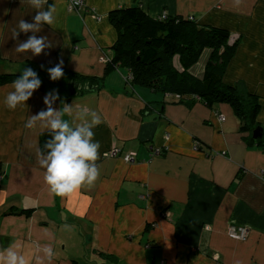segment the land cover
<instances>
[{
	"label": "crops",
	"instance_id": "1",
	"mask_svg": "<svg viewBox=\"0 0 264 264\" xmlns=\"http://www.w3.org/2000/svg\"><path fill=\"white\" fill-rule=\"evenodd\" d=\"M80 1L71 8V0H48L44 9L56 5V22L37 35H47L53 47L33 56L15 51L13 30L37 10L27 0H0V73L31 67L42 81L15 110L4 104L14 81L0 86V250L16 245L28 264L38 256L43 264H264V144L257 142L264 139V0ZM137 4L151 16L194 17L239 39L224 81H240L259 97L261 137L241 130L228 103L180 102L132 85L124 67L105 75L118 37L109 13ZM209 54L192 68L196 76ZM61 59L64 76L53 81L47 69ZM73 74L103 77L104 87L68 100ZM52 90L103 119L94 129L101 175L94 187L65 198L50 193L36 160L47 130L24 126L46 108L43 97ZM150 145L163 153L154 155ZM127 153L136 160L126 161ZM233 227L245 229L246 238L232 237ZM45 246L53 250L50 260Z\"/></svg>",
	"mask_w": 264,
	"mask_h": 264
},
{
	"label": "trees",
	"instance_id": "2",
	"mask_svg": "<svg viewBox=\"0 0 264 264\" xmlns=\"http://www.w3.org/2000/svg\"><path fill=\"white\" fill-rule=\"evenodd\" d=\"M109 19L118 37L112 46L113 56L106 59L105 75L124 67L131 73L128 81L132 85L177 96L186 104L196 100L210 107L228 103L241 119L242 131L252 134L261 128L257 121L259 97L240 81H224L227 65L240 42L238 38L231 41L228 29L199 23L194 17L169 16L166 12L151 16L138 4L112 10ZM205 51L210 54L203 75L198 77L191 70ZM19 75L10 69L0 73V86L15 81ZM103 87V77L73 74L68 100L72 94ZM48 138V131L42 132V146ZM257 142L264 144V139Z\"/></svg>",
	"mask_w": 264,
	"mask_h": 264
},
{
	"label": "clouds",
	"instance_id": "3",
	"mask_svg": "<svg viewBox=\"0 0 264 264\" xmlns=\"http://www.w3.org/2000/svg\"><path fill=\"white\" fill-rule=\"evenodd\" d=\"M235 2L239 4L240 0ZM27 3L37 11L31 22L21 19L18 23L19 31L13 30V39L19 41L15 45V51L31 52L33 56H39L45 49L53 47L47 35L37 34L42 31V25L55 24L57 8L55 4H51L45 10L44 6L48 4V0H27ZM74 3L79 4L80 0H74ZM20 33L32 35L20 41ZM47 71L51 80L61 79L64 76L63 60ZM41 85L38 73L31 67L24 68L13 82L14 90L7 94L4 104L8 109L15 110L18 106L26 104ZM57 100L61 102L60 108L54 106ZM43 103L46 108L32 114L24 126L27 129L39 127L49 133L43 147L35 148V156L39 166L45 170L43 179L50 193L65 198L81 188L94 187L101 175V168L97 163L101 145L95 140L94 129L103 123L102 115L96 110L77 108L74 104L64 102L58 90L46 93ZM43 253L49 260L54 255L50 246H45ZM0 264H28V261L17 251L16 245H9L0 250ZM36 264H43L39 256L36 258Z\"/></svg>",
	"mask_w": 264,
	"mask_h": 264
},
{
	"label": "built area",
	"instance_id": "4",
	"mask_svg": "<svg viewBox=\"0 0 264 264\" xmlns=\"http://www.w3.org/2000/svg\"><path fill=\"white\" fill-rule=\"evenodd\" d=\"M71 2H72L71 8H74L75 6L77 7L78 5L81 4V1L79 4H75L74 0H71ZM126 78H127V80H129L131 78L130 72L127 73ZM149 149L153 152L154 155H161L163 153L162 148L156 147L155 145H150ZM118 153H119L118 149L112 150L113 155H118ZM124 159L126 161L130 162V161H135L136 157L133 153H127L124 155ZM1 178H2V174L0 173V185H1ZM230 234L232 237L237 238V239H245L247 236L245 229H242V228L237 229L236 227H233L231 229Z\"/></svg>",
	"mask_w": 264,
	"mask_h": 264
},
{
	"label": "water",
	"instance_id": "5",
	"mask_svg": "<svg viewBox=\"0 0 264 264\" xmlns=\"http://www.w3.org/2000/svg\"><path fill=\"white\" fill-rule=\"evenodd\" d=\"M253 136L255 139H258L259 137H261L262 136L261 128H256L253 131Z\"/></svg>",
	"mask_w": 264,
	"mask_h": 264
},
{
	"label": "rangeland",
	"instance_id": "6",
	"mask_svg": "<svg viewBox=\"0 0 264 264\" xmlns=\"http://www.w3.org/2000/svg\"><path fill=\"white\" fill-rule=\"evenodd\" d=\"M207 56V55H206ZM9 63H11V62H9Z\"/></svg>",
	"mask_w": 264,
	"mask_h": 264
}]
</instances>
